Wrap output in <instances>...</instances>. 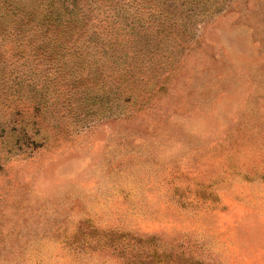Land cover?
Masks as SVG:
<instances>
[{
	"label": "rangeland",
	"instance_id": "374dc122",
	"mask_svg": "<svg viewBox=\"0 0 264 264\" xmlns=\"http://www.w3.org/2000/svg\"><path fill=\"white\" fill-rule=\"evenodd\" d=\"M92 12L49 35L88 54L27 31L0 60V264H264V0H200L125 80L52 77L126 56Z\"/></svg>",
	"mask_w": 264,
	"mask_h": 264
},
{
	"label": "trees",
	"instance_id": "16d2710c",
	"mask_svg": "<svg viewBox=\"0 0 264 264\" xmlns=\"http://www.w3.org/2000/svg\"><path fill=\"white\" fill-rule=\"evenodd\" d=\"M199 3L200 0H0V60L5 57V48L19 40L21 37L18 39V35L23 34L24 38V32L27 31L40 33L39 40L45 41V44L40 42L41 44L37 46L35 41L38 40L33 35L29 37L27 43H29V48H34L35 52L41 48L47 58L57 50H62L64 54H88L87 48H77L76 50L62 44L50 43L49 35L53 33L51 40L54 42L56 41L54 39L56 32L63 33L69 30L73 23L75 27H86L90 23L92 11L103 8L112 12L118 19L121 31H118L117 34H122L124 29L127 30L125 33V35L128 34L126 43H129L130 46L125 44L120 46V49L127 52L124 59L119 61L113 60L111 57L109 61H103V63L85 58L78 59V63L75 62V59L73 61L49 59L43 60V62L49 65L50 70H54L52 77L62 72H71L78 76V71L86 73L88 78H97L100 74H104L109 67L114 70L115 77L125 80L137 73L138 62L141 61L139 59H145L138 54H142L146 43L150 40L148 32L152 33L151 38L159 37V42L164 40L161 31L166 30L169 26L177 25V20L180 19L185 25L194 24L200 15ZM155 9L158 10V15L153 20L150 15ZM162 27L164 28L160 31ZM154 29L160 31V35L159 33L154 35ZM13 37L16 40L8 42ZM32 42H34L33 45ZM15 47V51H17L19 48ZM98 51L104 52L102 48ZM118 51L119 49H115L112 53L117 55ZM120 80L118 79V83H121Z\"/></svg>",
	"mask_w": 264,
	"mask_h": 264
}]
</instances>
